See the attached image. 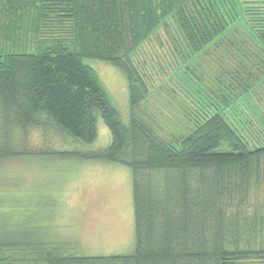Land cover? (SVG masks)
Instances as JSON below:
<instances>
[{
    "label": "trees",
    "instance_id": "obj_1",
    "mask_svg": "<svg viewBox=\"0 0 264 264\" xmlns=\"http://www.w3.org/2000/svg\"><path fill=\"white\" fill-rule=\"evenodd\" d=\"M171 17L193 52L235 22L264 46V0H0V163L51 152L37 130L92 142L101 117L106 147L51 153L128 165L135 210L130 252L69 254L32 239L24 194L11 203L0 189V264H264V132H242L218 104L175 146L136 115L149 90L131 55ZM87 59L126 73L127 121Z\"/></svg>",
    "mask_w": 264,
    "mask_h": 264
},
{
    "label": "rangeland",
    "instance_id": "obj_2",
    "mask_svg": "<svg viewBox=\"0 0 264 264\" xmlns=\"http://www.w3.org/2000/svg\"><path fill=\"white\" fill-rule=\"evenodd\" d=\"M168 24L169 29L160 27L131 55L149 90L136 115L175 146L202 118L201 111L218 109V104L242 132H264V46L253 33L235 22L218 43L198 53L172 17ZM87 62L127 121L126 73L105 60ZM97 127V137L89 143L55 129L37 130L32 140L43 151L100 149L110 143L111 131L101 117ZM51 152L0 163L1 191L11 203L18 201L16 193L24 194L30 221L23 230L32 239L61 245L69 254L130 252L135 246L131 168L121 162ZM15 216L21 218L19 213Z\"/></svg>",
    "mask_w": 264,
    "mask_h": 264
}]
</instances>
